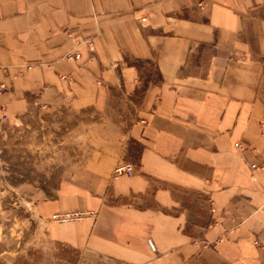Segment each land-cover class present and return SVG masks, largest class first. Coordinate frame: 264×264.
<instances>
[{
  "label": "crops",
  "instance_id": "0c3cea01",
  "mask_svg": "<svg viewBox=\"0 0 264 264\" xmlns=\"http://www.w3.org/2000/svg\"><path fill=\"white\" fill-rule=\"evenodd\" d=\"M75 36L93 51L68 60ZM201 45L204 74L182 73ZM149 63L158 80L123 142L83 147L47 211L93 215L53 221L49 236L77 250V264H264V0H0L6 106L52 90L53 110L104 107ZM126 162L134 173L115 176ZM179 192L207 203L209 222L192 233Z\"/></svg>",
  "mask_w": 264,
  "mask_h": 264
},
{
  "label": "rangeland",
  "instance_id": "374dc122",
  "mask_svg": "<svg viewBox=\"0 0 264 264\" xmlns=\"http://www.w3.org/2000/svg\"><path fill=\"white\" fill-rule=\"evenodd\" d=\"M245 38L253 42L251 35ZM73 41L76 48L66 59L80 60L78 48L82 45L92 53L89 36L83 39L75 36ZM199 49V59L190 60L182 73L204 74L211 47L201 45ZM75 53L79 57L70 59L69 55ZM139 79L138 87L128 94L121 89L111 91L104 107L76 110L64 106L53 110L52 90L42 102L40 91L25 92L24 109L13 101L6 106L0 100L7 116L0 121V264H77L78 251L49 236L48 229L54 220L53 214L47 215V211L53 205L59 183L85 155L83 147L113 151L123 142L122 133L132 120L140 117L136 110H140L147 82L158 80L152 63L139 65ZM7 83L8 90L0 93V98L14 91L12 82ZM259 92L264 98V71ZM235 146L244 150L241 142ZM178 195L191 213L187 232L192 233L190 224L209 222L207 203L199 193L179 192ZM91 215L85 214L76 220Z\"/></svg>",
  "mask_w": 264,
  "mask_h": 264
},
{
  "label": "built area",
  "instance_id": "2783aa9c",
  "mask_svg": "<svg viewBox=\"0 0 264 264\" xmlns=\"http://www.w3.org/2000/svg\"><path fill=\"white\" fill-rule=\"evenodd\" d=\"M79 57L78 53H75L73 55H69L70 59H76ZM64 77V76H63ZM8 90V87L5 82H0V93L5 92ZM5 108L3 105H0V121H4L6 119V113L4 112ZM135 166L132 163H124L121 165H117L114 168V175H130L134 172ZM92 211H71L66 213H56L53 214V220L55 222L59 221H69L76 219L77 217L83 216L85 214H91Z\"/></svg>",
  "mask_w": 264,
  "mask_h": 264
}]
</instances>
